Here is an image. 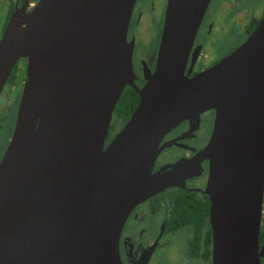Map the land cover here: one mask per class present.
<instances>
[{
    "label": "water",
    "instance_id": "1",
    "mask_svg": "<svg viewBox=\"0 0 264 264\" xmlns=\"http://www.w3.org/2000/svg\"><path fill=\"white\" fill-rule=\"evenodd\" d=\"M210 1L169 0L156 71L108 146L115 108L134 86L128 29L136 0H109V12L88 20L73 16L72 0H41L9 23L0 96L16 63L28 64L0 161V264H122L130 212L168 182L152 175L162 139L210 110L216 122L201 157L211 162L213 264H261L264 17L234 52L189 78Z\"/></svg>",
    "mask_w": 264,
    "mask_h": 264
},
{
    "label": "flooded vegetation",
    "instance_id": "2",
    "mask_svg": "<svg viewBox=\"0 0 264 264\" xmlns=\"http://www.w3.org/2000/svg\"><path fill=\"white\" fill-rule=\"evenodd\" d=\"M40 1L0 0V43L9 23L31 13ZM168 3L169 0H136L133 6L128 41L134 44V86L128 85L121 95L106 146L125 127L129 121L127 115L131 111L133 115L138 108V90L147 84L149 74L156 71ZM109 5V0H72L73 16L88 20L97 16L100 10L109 12ZM260 11L262 14L259 16L246 12L241 0H211L190 52L185 75L193 78L206 72L240 47L263 19L264 0ZM226 21L229 26L223 27ZM229 37H232L235 46L226 50L223 56L225 48L219 43ZM156 44L154 49L152 46ZM27 64V59L16 63L0 96L1 103L3 100L0 115L6 116V111L12 106L9 104L11 100L2 99L6 87L8 92L17 91L19 110V100L27 81ZM120 102L126 104V110L124 115L114 120ZM215 122L216 111L210 110L198 118L181 122L162 139L152 175L165 174L166 178L169 177L168 182L162 190L137 204L130 212L119 240L122 264H213V201L209 187L211 162L202 158L201 153L211 140ZM119 123L120 127L117 126ZM15 125L16 122L14 128ZM261 211L259 253L264 254V194ZM260 261L264 264V257Z\"/></svg>",
    "mask_w": 264,
    "mask_h": 264
},
{
    "label": "rangeland",
    "instance_id": "3",
    "mask_svg": "<svg viewBox=\"0 0 264 264\" xmlns=\"http://www.w3.org/2000/svg\"><path fill=\"white\" fill-rule=\"evenodd\" d=\"M245 1L246 0H241V4L243 7H245L246 12L251 11L252 15L257 13V16H259L260 13L262 14V12L260 10H261V6H263V0H248L247 6H245ZM223 9L226 10V8H223ZM227 22L228 21H226V23L222 24L223 27L226 25L229 26V23H227ZM244 35L245 34L243 33L242 36H244ZM219 44H221L222 47L224 46V48H225L222 52L223 56L226 53V50L235 46V44H233V42H232V37H229V39H227V40H225V38L221 39V42ZM152 47L154 49H156L157 44L153 45ZM16 93H17V91H11V90L8 92V89L6 87L4 94L2 95V99L11 100V101H9V104H11L12 106L6 111V116H5V114L0 115V129H2L1 134H0V158L2 156L3 151L6 149L8 143L10 142V139L12 138L13 133H14L13 130L15 129L14 124L16 122V116H17V111H18V97H19L18 94L16 96ZM19 102H20V100H19ZM2 103H3V100H2ZM2 103L0 102V107L3 106ZM125 110H126V104L123 103L122 105H120L118 107V109L115 113L114 120L116 118L119 119V116L124 115ZM120 125H121L120 123L117 124L118 127H120ZM176 251H177V249L175 248V252ZM175 261L176 260H174L173 262H175ZM174 264H176V262Z\"/></svg>",
    "mask_w": 264,
    "mask_h": 264
},
{
    "label": "trees",
    "instance_id": "4",
    "mask_svg": "<svg viewBox=\"0 0 264 264\" xmlns=\"http://www.w3.org/2000/svg\"><path fill=\"white\" fill-rule=\"evenodd\" d=\"M124 102H120V105H122ZM132 116V111L127 115L126 119H130V117Z\"/></svg>",
    "mask_w": 264,
    "mask_h": 264
}]
</instances>
